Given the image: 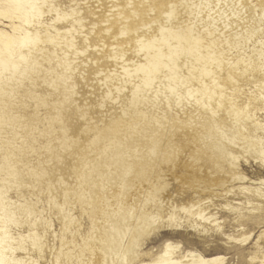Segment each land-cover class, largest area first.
I'll use <instances>...</instances> for the list:
<instances>
[{
    "label": "bare ground",
    "instance_id": "6f19581e",
    "mask_svg": "<svg viewBox=\"0 0 264 264\" xmlns=\"http://www.w3.org/2000/svg\"><path fill=\"white\" fill-rule=\"evenodd\" d=\"M73 1L81 6L55 19H74L61 29L44 19L60 0H0V264H72L65 251L75 201L106 207L93 234L103 264H131L143 225L152 224L153 176L184 121L213 127L204 137L229 159L234 138L250 142L243 118H254L235 95L245 73L264 80V39L253 40L264 34V0ZM228 18L244 19L242 29L225 30ZM26 97L61 112L47 124ZM97 102L107 118L90 131L79 110ZM40 194L60 228L38 208ZM178 247L140 264L223 263L193 251L177 258Z\"/></svg>",
    "mask_w": 264,
    "mask_h": 264
},
{
    "label": "rangeland",
    "instance_id": "374dc122",
    "mask_svg": "<svg viewBox=\"0 0 264 264\" xmlns=\"http://www.w3.org/2000/svg\"><path fill=\"white\" fill-rule=\"evenodd\" d=\"M57 6L61 10L45 13L44 19L61 29L70 28L73 18L68 21L61 18L58 22L55 19L63 9L71 13L81 5L73 0H63V3L60 0ZM234 7H231L232 10H235ZM243 21L240 18L239 21L230 19L223 25H226L225 30L231 29L235 33L242 29ZM247 22L251 23L252 18ZM254 36L257 40L264 39L261 31L253 34L255 41ZM44 57L45 66H48L49 59H46V55ZM51 61L57 64L59 60L53 57ZM258 79L260 82L245 73L241 83L243 93L236 92L235 95L238 105L254 118L248 119L246 114L243 118V130L250 142L234 138L232 145L235 157L229 159L210 147L208 143L215 138L204 136L206 132L212 135L216 131L194 118L184 121L183 128L176 130L174 137L168 141L170 159L164 161L158 173L154 174L151 182L153 187L150 189L153 191L155 187L157 190L154 189V200L148 201L146 206L152 224L143 225L131 264L155 261L167 244L179 245L174 253L180 259L185 252L193 251L206 258H221L222 264H264V80ZM24 83L25 86L29 84L28 81ZM35 89L37 93H45L39 86ZM26 102L29 110L36 109L38 116L47 124L50 123L51 113L61 112L60 108L50 109L32 97H26ZM84 107L85 110H79L81 115L78 122L83 127L90 126V131H93L94 125L103 126V119L107 118L106 106L97 102ZM72 116H77L76 110L72 111ZM125 118L129 119L127 116ZM51 124L57 126V123L56 126ZM89 136L93 141L92 134ZM174 141L178 142L179 147L174 146ZM32 143L39 144L35 140ZM258 149L263 153L256 157L255 151ZM33 153L35 158L37 150ZM73 156L77 159L78 154ZM147 184L145 181L144 185ZM13 187H9L11 192L8 194H15ZM131 192H134V187ZM41 200L43 202L38 203V208L45 214L50 213L46 216L52 218L54 227L60 228L54 217L56 214L51 213L42 195ZM69 207L73 215L71 228L66 234L65 252L72 255V264H103L104 254L97 248L98 241L93 238V234L102 229L107 221L106 207L100 202L93 206L80 201L72 202ZM200 213L204 214V218ZM15 224L12 228H15Z\"/></svg>",
    "mask_w": 264,
    "mask_h": 264
}]
</instances>
